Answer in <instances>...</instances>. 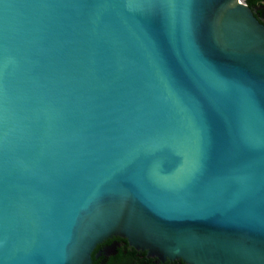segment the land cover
I'll use <instances>...</instances> for the list:
<instances>
[{
    "label": "water",
    "instance_id": "water-1",
    "mask_svg": "<svg viewBox=\"0 0 264 264\" xmlns=\"http://www.w3.org/2000/svg\"><path fill=\"white\" fill-rule=\"evenodd\" d=\"M109 238L264 264V25L243 0H0V264H90Z\"/></svg>",
    "mask_w": 264,
    "mask_h": 264
},
{
    "label": "trees",
    "instance_id": "trees-1",
    "mask_svg": "<svg viewBox=\"0 0 264 264\" xmlns=\"http://www.w3.org/2000/svg\"><path fill=\"white\" fill-rule=\"evenodd\" d=\"M247 6L251 9L254 7H260L257 13L262 16V19H257L260 23L264 25V0H243ZM107 243L115 242L118 245L115 246L112 254L100 255L99 257H94L91 255V264H155L154 258L146 257L145 253L142 251L134 250L126 245H123L112 239L107 240ZM99 244L96 245L95 249L99 248ZM173 262L172 264H174ZM178 263V261H177Z\"/></svg>",
    "mask_w": 264,
    "mask_h": 264
},
{
    "label": "flooded vegetation",
    "instance_id": "flooded-vegetation-1",
    "mask_svg": "<svg viewBox=\"0 0 264 264\" xmlns=\"http://www.w3.org/2000/svg\"><path fill=\"white\" fill-rule=\"evenodd\" d=\"M259 8L260 7H254V8H252L253 14L255 16H257L259 19H262L263 17L262 16H259V14L257 13V11L259 10ZM107 240H110V238L102 241L101 243H99V246L100 247L97 250L96 249L94 250V252H97L98 251V253L94 257H99L100 255H108V254H112L113 253L115 246L118 245V244L115 243V242L107 243L106 242ZM108 247L111 249L110 250L111 252H109V253H108V249H107ZM173 262H175L174 264H178L177 263V260H165L164 262H159V263H155V264H172Z\"/></svg>",
    "mask_w": 264,
    "mask_h": 264
}]
</instances>
